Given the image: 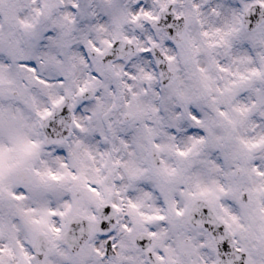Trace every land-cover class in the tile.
Masks as SVG:
<instances>
[{
    "label": "clouds",
    "instance_id": "1",
    "mask_svg": "<svg viewBox=\"0 0 264 264\" xmlns=\"http://www.w3.org/2000/svg\"><path fill=\"white\" fill-rule=\"evenodd\" d=\"M0 149V264H264V0H0Z\"/></svg>",
    "mask_w": 264,
    "mask_h": 264
},
{
    "label": "snow or ice",
    "instance_id": "2",
    "mask_svg": "<svg viewBox=\"0 0 264 264\" xmlns=\"http://www.w3.org/2000/svg\"><path fill=\"white\" fill-rule=\"evenodd\" d=\"M28 70L30 72H33V73L35 72V68L31 64L28 65ZM37 79H38L39 82H43V81L39 80V77H37ZM47 114L48 113H45V115H47ZM192 119L196 120L197 123L199 122L198 117L195 114L192 115ZM31 147H35V145H32ZM25 150L26 151H30V148L29 149H25ZM5 151H7V150L0 149V168H2V166H3ZM47 175L52 180L60 179L59 176H57V175H55V174H53L51 172L47 173ZM75 178H76L75 176H72V179H75ZM21 198L22 197H19V196L16 197V199H21ZM130 207L135 208L136 206L133 205V204H130ZM112 208H114L117 211H119L117 205H115V204L112 205ZM51 214L52 215H56V213H51ZM61 215H63V213H61ZM89 219L95 220L96 218L93 216V217H90ZM145 219H163V217H161V216L145 217ZM233 219H235V218L233 217ZM110 223H111V217L108 216L107 214H105L104 219L99 221L98 227H93V228H90V230H89V235H92L93 233H95L96 236H97V240L98 241H103V249H104L103 252H101V250H100L99 243L96 244L95 251H96L97 255L102 256L104 259H107V257L112 254L113 250L116 247V244L114 242L113 233L109 230V224ZM122 227L126 231L128 230V226L127 225H123ZM53 230L54 231H58V229H53ZM149 235H152V233H149ZM213 235H215V234H213ZM142 244H143V241L141 242V245ZM229 248H230L229 242L225 239L224 236H221L219 238V242H218V246H217L216 251H217L218 255L221 252L223 253V255H220V259L218 261V264H233L232 261L227 259V256H228V253H229ZM0 251H2V250H0ZM25 259H27V257H25ZM240 259L243 260V257L241 256Z\"/></svg>",
    "mask_w": 264,
    "mask_h": 264
}]
</instances>
